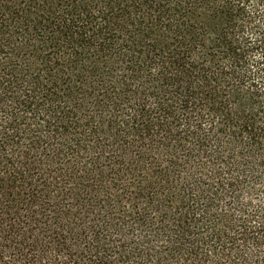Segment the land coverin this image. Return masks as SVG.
I'll return each instance as SVG.
<instances>
[{
    "label": "trees",
    "instance_id": "trees-1",
    "mask_svg": "<svg viewBox=\"0 0 264 264\" xmlns=\"http://www.w3.org/2000/svg\"><path fill=\"white\" fill-rule=\"evenodd\" d=\"M0 264H264V0H0Z\"/></svg>",
    "mask_w": 264,
    "mask_h": 264
}]
</instances>
